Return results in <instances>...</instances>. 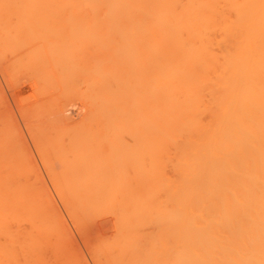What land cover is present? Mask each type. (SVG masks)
I'll use <instances>...</instances> for the list:
<instances>
[{
  "label": "bare ground",
  "instance_id": "1",
  "mask_svg": "<svg viewBox=\"0 0 264 264\" xmlns=\"http://www.w3.org/2000/svg\"><path fill=\"white\" fill-rule=\"evenodd\" d=\"M81 5L88 9V19L97 30L99 43L96 42L100 44L99 51L96 47V52L99 53L96 60L98 75L93 78L95 83H88L90 90L92 84H96L92 89V92L94 89L96 92L95 101L94 96L91 97L93 100L90 99L96 104V118L93 116L96 125L93 126H96L97 131L93 130L97 134L93 135L96 137L94 141L98 144V150L100 149L99 154L100 151L107 153L110 150L108 155L112 153L110 157L115 160L111 161L109 157L110 163L113 162L109 168V164L105 165L109 163L105 161L108 159L107 154L104 153L105 157L102 154L106 158L103 161V157H97L100 160L96 158L98 166L93 165L95 157L88 156L91 161L86 159L95 167L90 169L89 161L85 165L88 170L95 172L89 170L90 174L87 171L83 174L82 170L83 175L77 179L78 182L75 177H71L74 174H71L68 177L72 178V181L68 178L67 182L61 183L63 177L67 176L65 170L62 174L65 167L60 169L63 177L59 173L60 170V176L57 171V174H49H52L50 178L58 176L57 178L62 180L60 185H72L74 180L75 188L83 184L86 186L88 180L91 181L88 182L91 187L92 182L102 183L100 187L94 185L99 187V191H103L104 195L103 198L101 193H97V198L108 201H104L102 208L97 207L99 204L101 206L103 199L101 202L96 198L94 187H90L93 191L88 192L89 196L86 193V197H83L84 191L79 189L82 192L79 197L86 198L85 202L77 199L78 191L74 189L77 192L76 200L89 203L87 205L81 202L68 204L63 194L67 190L61 189V196L66 200L65 205L68 204L65 209L75 224L80 223L76 224H79V230H83L82 215L85 221H90L87 220L90 219L87 215L89 208L92 210L91 214L89 212L92 216L99 208L111 213H101L99 209L102 217L101 214L97 216L100 219L109 214L114 217L116 214L115 223L112 221L115 224L113 227L116 228L113 234L116 236L113 235L114 239L109 237L112 239L109 241L107 237L110 234L104 233L105 239L110 243L114 242L101 245V241L97 243L99 245H95L97 247H93L96 251L90 246L93 254L96 255L97 252L94 258L101 260V264H264V0H89ZM88 127L91 129V126ZM78 128L76 127L75 131L79 133ZM82 129L80 132L85 133L87 128L85 127L84 131ZM79 135H75V139H81ZM84 135L88 136V133ZM125 137L133 139L132 145L129 142L126 144ZM100 141L103 142L101 145L103 144L104 149ZM107 142L112 144L111 147ZM127 145L132 146L131 149L135 150L132 149V153L139 156L140 162H137V159L129 161L132 155L129 153L127 156L130 151H127ZM69 146L74 148L71 144ZM112 148L115 150H111ZM116 149L120 153L116 152ZM82 150L84 151L83 148ZM121 152L126 158L130 157L126 164L135 168V171L133 168L129 171L134 172V175L138 173L133 178L129 172L131 179L127 181L126 168L129 166L123 162L125 157ZM113 153H118L117 157ZM84 159L83 163H86ZM99 161L103 167L99 166ZM117 161L119 164H115ZM76 162L73 164L76 165ZM81 166L86 169L84 164ZM167 167L172 169L168 168L172 175L167 174ZM12 174L21 179V176L14 175L13 172ZM84 178L87 179L86 182ZM11 179L1 178L0 187H5L6 182L8 189L14 184L22 186L23 189L28 185L23 186L27 182L24 183L25 180L22 184L21 180L13 183ZM59 180L53 182L56 189L57 186L62 187L57 185ZM118 182L124 188L120 187L121 185L118 187ZM113 183L114 189L118 191L112 190L111 193ZM109 184L111 196L107 189L104 191ZM22 188L23 193L25 191ZM16 190L17 193L19 188ZM1 192L0 237L5 241L2 244H7H0V264H19L21 259L25 261L24 264H36L39 257L33 259L32 251L35 257V247L37 246L38 250L39 245L43 248L44 246L39 244L41 240H38L39 245H35V238L47 236L46 239L51 240L56 236L51 234L55 226L51 228V225H48L47 219L50 220V217L44 213L42 207L40 212L45 216L36 217L39 204L34 203L35 200L20 197L21 194L19 198L7 197L6 194L2 196ZM115 194L118 197L122 195V203L120 198L119 202L116 201ZM1 197H6L7 200L10 197L13 203L9 199L10 206L7 207L6 203H1ZM95 198L100 202L94 200L96 203H91ZM68 199L70 203L72 198ZM110 199L116 202L113 207L110 204L114 202ZM27 200L38 206L34 207L33 203L30 206L27 205L29 203L25 204ZM19 202L24 205H19ZM90 204L94 205V208ZM31 218V222L36 220V224L32 223V232L23 235L24 241L19 243L20 236L16 238L14 234L22 233L9 232V226L6 224L10 225L15 220L28 221ZM97 223L99 222H94L93 225ZM93 225H90L94 228L93 231L99 227ZM144 226H147L146 229L151 226V230H145ZM104 229L102 228V232ZM56 231L60 230L56 228ZM99 231L92 233L90 229L87 235L91 237L90 233L95 235L94 233L99 234ZM145 231L149 233L146 234ZM108 232L107 229L106 233ZM81 234L86 237L85 232ZM15 239L19 241V245ZM89 241L86 243H90ZM49 244L53 247L54 243L51 240ZM47 245L45 244V248ZM39 256L41 257V254ZM31 257L37 261L32 262ZM22 262L21 260L20 263Z\"/></svg>",
  "mask_w": 264,
  "mask_h": 264
},
{
  "label": "rangeland",
  "instance_id": "2",
  "mask_svg": "<svg viewBox=\"0 0 264 264\" xmlns=\"http://www.w3.org/2000/svg\"><path fill=\"white\" fill-rule=\"evenodd\" d=\"M86 1H89V0H0V179L1 178L3 179V177H5V179H6L8 177L9 179L12 178L11 180H13L12 181L13 183H15V181H20V180H21L20 182H22L23 180H25L24 183L26 181L28 182V183L26 182L23 185L25 187V185L28 184L24 189L22 188V186H20L22 188V190L25 191L23 193H22L20 187L15 186L17 184H14L13 187L10 185V189H8L6 187L7 182H6L5 187L4 186L2 187V185H1L0 189L2 188L1 189L2 192H1V190H0V192H1L2 196H3V194H4V196L6 194L7 197L8 196H13V197L17 196L18 197L21 194L20 197L24 196V197H27L29 199L31 198L32 199L31 201L35 200L34 203L39 204V207L37 208L38 211H37L36 217L37 216H39V218L44 217L46 214L47 216L50 217V220L52 222V224H51L50 220H48L49 218L47 219V217H46L48 225H51V228L53 226H55L52 228L53 231H56V228H58V231L60 230L59 232L56 231V233L55 232L53 233V231L51 232L52 235L56 234V236L54 238L50 235L52 237V239H51L52 243H54L53 247L51 246L52 244H49V242H51V240L48 241L46 239L47 236L35 238V241H36L35 245L41 244L44 246V248H43V247H40V245H39V247H38L39 251L37 250V246L35 247L36 253L39 252L37 254L38 256H36V253H35V257H34L33 256L34 251H32L33 255L32 254L31 255H32L33 259H35V258L37 259L38 257L44 258V260L41 259V260H43V262L39 258H38V262H36L37 260H33L31 257V259L33 260L32 262H36V264L40 263L39 261H41L40 264H87V262H88V264H92V263L98 264L101 260L99 261L96 258H94V257H96L97 252H96V255L93 254L91 252L92 251L91 247L93 250H95L94 248L97 247L95 245H99L97 243H99L101 241H102L101 242L102 244L100 243L101 245H103V244L107 245L108 243H110L109 241L114 239L113 235H115V234H113V232L116 231V228L113 227L115 225L114 224L115 223L114 220H115V216H116L115 212L113 213V214H115V216L113 217V215L112 216L110 215L111 213L109 211H104V210L99 208L101 213H103V211H104V213L105 212L110 213L109 215H107L108 217L111 216L109 218L107 216H104L103 218L105 220L103 218H101L104 220V221L103 220L101 221L100 217H98L101 214L99 209H97L98 211L95 210L92 213V214H94L92 216V215H90L91 214L90 211H92V210L89 208L87 215H89L88 217H90V219L88 217H86V218H88L87 220L92 221V223H90V221H88V222L85 221L86 219L84 218V216L83 215L81 216V214H80V216L82 217V221H84V222H82V223H84V224H82L84 231L82 230V228H80V230L82 231V232H80V230L78 228L80 223L76 222V224L79 223L78 225H76L75 222L73 221V219H71V217L69 216L70 214L65 209L66 205L71 204V203L77 204V203L81 202L82 204H85V205L89 204V203L86 204V203L82 202V200L84 201L86 198L82 199L81 198L82 196L79 197L80 196L79 194L82 193L81 191H79V189L84 191L83 197H86L88 192L90 193L93 191V190L91 191V189H92V187H94V185H97L100 187V186H102V183L100 181H99L100 183H97V181H96V183L92 182L93 186L91 187L90 186L91 181L88 180V182H90V183H88V182H86L87 179L84 178L85 182L87 183L86 186L88 185L87 187L89 189H87L86 186H84L85 184L81 185V186L85 187L84 189H82L83 187L80 188L81 186L80 187L78 186V188L77 187L75 188L73 186L76 182H78L77 179L79 177H82V175L85 173V171L89 172V170L92 169L90 167H93V168L95 167V166H93L96 164L95 160H97V159L100 160V158L103 157L102 154H104V153L108 155V152H110L109 146L111 147V145H112V144H109L110 142H107L109 144V146L107 145L108 146L107 148L109 151H107V153L105 151L104 152L100 151V154H99L98 151L100 149L98 150V146H97L98 144H96V142H95L96 137L93 136V135L97 134L94 131L97 128H96V126H93V125H96V124H94L96 121V119H95L96 114H94L95 109H96L94 107L96 104L95 105L93 104V101H95L96 96H94V92H95L94 90L95 89L93 90V92H92V89L96 87V84H94L96 80H94V79L98 75L97 74V67H96V64H97L96 60L98 57L97 54H99L98 52H96L97 51L96 47L98 48V46H100V44H98L99 41L97 40V37H96V31L97 30H95L94 24L91 23L88 19V16H87L88 13L86 12L88 9L85 6L81 5L82 2H86ZM77 4H78V6H77ZM96 41H98V43ZM98 51H99V48H98ZM91 81L94 82L93 83L94 85L92 84V88L90 90L91 86L89 84L92 83ZM88 96H89V98H88ZM91 97H93L94 100ZM90 99H92L93 101H91ZM90 103H92L93 108H91L92 105ZM93 109H94V111H93ZM87 110H90V111H87ZM91 115H92V117H91ZM93 116L95 118H93ZM55 121H57V122H55ZM84 121H86V123ZM50 122L52 125H50ZM60 122H62V123H60ZM89 122L90 123L92 122L91 123L92 125L88 124ZM67 124H68V126H67ZM84 124H86V125L88 124V125L84 126ZM74 125H75V128H74ZM88 126H91V129ZM76 127H79L78 130L80 129V127L84 128V129L86 127L88 130L85 129V131H84V129L81 128L82 131H84L85 133L80 132L81 129L79 130V133H78V131H75ZM93 127H95V128H93ZM86 130L88 131L87 132L88 136L84 135V134L87 135ZM42 132L46 135H44ZM76 132H77V134H74ZM40 133H42V134L40 135ZM75 135H79V137L81 139L85 136L86 139L83 138L81 140L78 137H76V139H75V137H74ZM82 135H84V136L82 137ZM128 136H130V135H128ZM130 137L129 138L125 137V140H126V144H128L127 142H129L132 145L133 139ZM73 138L76 141H74ZM92 138H94V139H92ZM91 140H93L92 141L93 145L91 144ZM57 141H58V143H57ZM73 142H75L78 146ZM101 142L102 141H100V145H101ZM68 143H69V145L70 144L72 145L71 147L74 146V148H69L70 146L68 145ZM83 143H85V144H83ZM97 143H99V141ZM41 144H42V146H41ZM100 145H99V147H100ZM113 145H115V144H113ZM101 147L102 148L104 147L103 144L101 145ZM116 147L117 146H115V148ZM131 147L129 145H127V147H126V149L129 148V149H127V151H129V150L131 151V152L130 151L128 152V155L126 154L127 151L125 152V155H127V156H129V153H130V155H132L131 159H129L130 157L126 158L124 153L121 152L124 155V157L126 158L125 159L122 156L124 158L123 162H125V164H126L127 159H129V161L137 159L138 160L137 162H140L139 156H134L135 154H133V153L135 150L132 148L134 150V151H132ZM134 147H135V145H134ZM82 148L84 149V151L82 150ZM86 148H88V150L90 152ZM102 148H101V150L104 149V148L103 149ZM115 148H112L111 150H113V149L115 150ZM53 150H55V151H53ZM116 150H117L116 152H118V149H116ZM85 151L87 154L84 153ZM121 151H122V148H121ZM97 152H98L99 156H97L98 155ZM91 153H92V155H91ZM118 153H120V152H118ZM118 153H113V154L116 156ZM105 154H104V157H105ZM110 155H112V153L109 154L107 156L108 159L105 160L106 163L107 162H109V163L105 164L103 162V164H105V165L109 164V166H110L113 163V162L110 163V160L111 161L115 160V158L111 159ZM88 156L89 157L92 156L90 158L95 157V159H93V162H94L93 165L90 162L91 159ZM78 157L81 158V160H80L81 162L79 161L80 158H78ZM84 157H85V159H84ZM97 157H100V158H97ZM104 157L101 158L102 159L101 161H103V159H106ZM109 157H110V160H109ZM75 158L78 161L74 160ZM86 158H89L90 161L87 160ZM119 158H121V157H119ZM83 159L86 160L85 161L86 163H83L84 162ZM116 160H117V158H116ZM122 160L120 159V161H122ZM69 161H71L73 163H74V161L75 162L77 161L76 165H74L75 163L74 164L71 163V164H73L74 168L70 164ZM87 161H89V163H90V166H89L90 169L89 170L86 166ZM101 161H99L98 163H99L100 167H103L102 165H100L102 163ZM81 163H83L84 166L86 167L85 170H84V168H81L82 167L81 165H83ZM117 163L119 164V161H117L115 164H117ZM127 163L130 164L132 162H127ZM66 164H67V166H63V167L61 166V165H66ZM70 165H71V168H70ZM122 165H124V164L122 163ZM122 165H120V166L125 169L126 166L124 167ZM126 165L130 167V165H128V164H126ZM111 166L109 168H111ZM129 167L126 168L127 169L126 171L128 173V175L127 174L126 175L128 176V178L126 176L125 181H127V179L130 180L131 178H129V177L131 175L134 178L138 174V173H136L134 175V172L129 171V169L132 170L133 167H130V168ZM66 168H68V169H66ZM168 168L169 167H167V174L169 173ZM171 168H169V170H172ZM60 169H63L62 174H64V170H65V173L67 174V176L62 175L61 174L62 170H60ZM69 169H72L73 171L69 170ZM134 169L135 168H133V170ZM137 169L138 168H136V170ZM58 170H60V172ZM75 170H76V172H75ZM82 170H83V174L81 173ZM6 171H8L10 174H8V172H7V174H5ZM16 171H18L19 174H17ZM56 171H57V173L59 172L62 175L61 177L64 176L63 181L59 180L60 178H57L58 176H56V177L54 176L55 178H50L52 176V174H49V173L57 174ZM90 171L95 172L94 170H90ZM110 171H111V169L108 170V172H110ZM126 171H124V173H126ZM12 172L15 173L14 175L17 174V175H19V177L21 176V179L16 177V176L14 177ZM91 172H89V174ZM129 172H131L130 176H129ZM21 173H23L22 175H25V177L27 176V178L29 180H32V182L34 184H32L31 181L29 182V180H26L27 178L20 175ZM59 173H58V175H59ZM124 173H123V175H124ZM71 174H74V176H71ZM77 174H78V177H77ZM169 174H171V172ZM68 176H71L73 178L75 177L74 179H76V182L73 180V184L71 183L72 185H70L69 182H68L69 183L68 185H67V183H65V185L64 184L60 185L59 183L61 181H62L61 183L67 182L66 179H68V178L72 181V178H70ZM22 177H23V179H22ZM40 177H42V178H40ZM115 177L116 176H114V178ZM56 179L59 180L57 182V185L59 184L60 186H62V187L57 186V189H58V191H60V193L57 191L56 187L53 185V182H56ZM81 179H83V178H81ZM81 179H79V180L81 181L80 183L82 184ZM111 179H113V178H111ZM20 182L19 183L17 182V183L20 184ZM115 182L117 183V181H115ZM30 183L35 187L31 186ZM22 184H23V182H22ZM126 184L124 183V185H126ZM69 185L71 186V188ZM77 185H80V184H77ZM117 185H118V187H119V185H121L120 187L123 186L119 182ZM127 185H130V184H127ZM75 186H76V184H75ZM103 186H104V184H103ZM108 186H110V184L106 185L107 188L102 187V188H105L104 189L105 192H106V189L108 192L110 191L109 188L111 186L109 188H108ZM113 186H114V183H113L112 189L110 191L111 193H113L112 190H114L115 192L117 190V189L115 190ZM90 187H91V189H90ZM99 187H94L95 189L93 188L94 193L96 195V198L98 197L97 193L102 194V192H103V191L102 192L99 191V189H100ZM115 187H117V186L115 185ZM16 188L17 189L19 188V191L17 193H16V191H17ZM44 188H45V190H44ZM62 188H64V191L65 190H67V191L64 193L61 192ZM122 188H124V187H122ZM25 189H27V190H25ZM74 189H75V191H78V195H77V192L74 191ZM85 190H87V192H85ZM88 190H90V191H88ZM73 191L75 192V194ZM7 192L9 195L7 194ZM119 192H120V190H119ZM61 193L65 194L64 197H65V199L67 198V201L61 196L62 195ZM111 193L109 194L110 196L112 195ZM69 194H70V196H69ZM85 194H86V196H85ZM117 194H115V196H117ZM28 195H29V197H28ZM76 195H77V199L80 198L82 200L81 201L76 200ZM109 195H107V196L110 197ZM88 196H89V194H88ZM102 196L104 198L103 194H102ZM120 196L122 198V195H120ZM120 196L119 197L117 196L118 199L116 197V201L118 200V202H119L121 200L120 203H122V199L120 198ZM161 196H162V194H161ZM69 197L72 198V199H70V203H69V199H68ZM90 197H92V195ZM113 197H114V195H113ZM5 198L1 197V203L3 201V203H6L7 207H9L10 205H9L8 200L9 199L11 200V198L9 197L8 200ZM96 198L93 199V201H91V203L95 202L94 200H96V202H100L103 199L102 197H100L102 199L97 198L98 200H100V201H97ZM119 198H120V200H119ZM74 199L77 202H75ZM87 199H90V198H87ZM20 200H22V202L24 201V199H20ZM28 200L25 204L29 203V204H27L29 206H30V204L31 205L34 204L33 202H32L33 203L32 204L31 201L28 202ZM64 200L68 204L65 205ZM110 200H112V199H110ZM18 201H19V199H17V202ZM25 201H26V198H25ZM104 201H106V199L105 200L103 199V202L101 201L102 202L101 206H100V204L98 206L97 205H95V206L102 208L103 204H105ZM114 201L112 200V203ZM162 201H163V198H162ZM22 202H19V205L23 204ZM54 202H55V204H52ZM87 202H89V200ZM106 202H108V201H106ZM12 203H13V201H12ZM110 203H111V201H110ZM115 203L116 202H114L113 204H110V205L112 206ZM36 204H34V207L38 206V205L35 206ZM57 204H58V206H57ZM90 206H92V204H90ZM106 206H107L106 208L108 210V203H106ZM41 207L45 210V212H44L45 214L40 212V210H42ZM92 207L94 208V205ZM113 211H115V210H113ZM89 212H90V214H89ZM101 217H102V214H101ZM32 218H35V217H32ZM32 218L28 221L27 220L26 221L21 220V221L17 222L15 220L13 222L11 221L12 223L10 225L6 224L9 226L8 228L6 227L9 232L14 231V233H16V232H19L20 234L22 233L21 235H19V234L15 235L13 233L14 236H16V238L20 236L21 242H19L20 240L18 238L19 243H22V240L24 241V238H25L24 236H26V234L28 235V233L32 232V230H31L32 225L34 223L36 224L35 219H33V220H35L34 223L31 222ZM91 218H92V220H91ZM97 218H99V219L97 220ZM63 219H66L67 221L63 220ZM107 219L108 220L110 219V221H109L110 223L108 222ZM97 221L99 222V223H97L98 225L97 224L93 225V223L94 222L96 223ZM27 222H28V224H27ZM86 222H87V224H85ZM88 223H90V225H93V227L99 226L97 229L95 228L96 231L100 230V228H101L100 226H102L103 229H104V227L108 226L107 229L110 233L109 232L106 233L107 232L106 228L104 229L105 232H104V230L102 232V228H101V231H99V234L97 232L94 233L95 235L90 233V235H91V237H90L87 234L90 232V229L92 232L94 228L92 229V226H90ZM101 223H102V225H100ZM104 223H106V224H104ZM144 227H145V230H151V226H150V229L149 228L146 229L147 226H144ZM49 228H50V226H49ZM110 228H113V229H110ZM10 229H11V231H10ZM85 230H87V231H85ZM143 231H144V229H142V232ZM83 232H85L86 237L84 236V234H81ZM100 232L102 234H104V233L107 235L110 234L107 237V239L109 241L107 239H105L106 238L105 234L102 235ZM147 232L145 231L144 233L148 234L149 232L148 233ZM98 235H100V236H98ZM2 236L6 237L5 235H2ZM93 236H94V238H93ZM109 237L110 238L113 237V238L110 239ZM1 238L2 237H0V239ZM98 239H101V240L99 241ZM38 240H41V241H39L40 243L38 242ZM95 240H97V241H95ZM3 241H4V239L1 240V243H0L1 245L7 244V243L2 244ZM86 241L90 242V243L87 242L89 244L88 245L89 249L86 246L87 245ZM6 242H7V240H6ZM16 242H17V240H16ZM18 242H17V244H18ZM113 242L114 241H112L111 243H113ZM17 244H16V246L19 245V244L18 245ZM45 244H48L47 248H45L46 247ZM16 246H15V248L19 249V247H16ZM56 247H58V248H56ZM54 248H56V249H54ZM43 251H44V254H43ZM15 252L17 254V251H15ZM40 254H41V257L39 256ZM21 258L22 257H20V259ZM99 258L102 259L101 257H99ZM95 259H96V261H99V262H96ZM21 260L23 261L22 263L24 264L25 261L23 259H21ZM21 260L18 261L19 264H22V263H20ZM50 261H51V263H49ZM101 263L102 262H100V264ZM33 264H35V263H33Z\"/></svg>",
  "mask_w": 264,
  "mask_h": 264
}]
</instances>
